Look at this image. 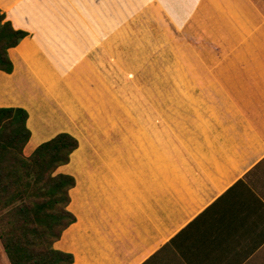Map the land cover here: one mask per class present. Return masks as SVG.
<instances>
[{"label":"crops","instance_id":"0c3cea01","mask_svg":"<svg viewBox=\"0 0 264 264\" xmlns=\"http://www.w3.org/2000/svg\"><path fill=\"white\" fill-rule=\"evenodd\" d=\"M200 1L227 21L186 55L201 81L199 113L168 134V150L158 127L138 119L137 134H124L120 149L99 141L86 169L79 146L66 165L75 160L81 178L70 192L76 222L55 248L71 253L72 264H264V6ZM0 11L30 34L10 50L12 74L0 71V107H20L12 103L28 87L27 145L75 136L59 129L56 106L73 116L65 77L107 45L91 9L80 0H0ZM40 88L52 105L31 96Z\"/></svg>","mask_w":264,"mask_h":264},{"label":"rangeland","instance_id":"374dc122","mask_svg":"<svg viewBox=\"0 0 264 264\" xmlns=\"http://www.w3.org/2000/svg\"><path fill=\"white\" fill-rule=\"evenodd\" d=\"M252 1L264 6V0ZM201 3L200 0L195 4L191 0H80L82 9H91V22L96 19L97 38L106 39L107 45L95 47L81 61L79 69L65 77L63 97L69 100L73 116L56 107L58 123L64 121L59 129L77 136L81 143L77 156L83 157L86 169L89 151L98 149L99 141L106 140L113 149H120L124 134H137L138 119L150 131L158 127L161 149L168 150V134L181 133L185 117L199 113L195 107L202 98L201 81L199 76L196 80L192 78L196 68L186 55L200 52L202 40L216 38L214 28L227 21L210 12L211 4ZM66 64L63 62L62 66ZM40 89V92L35 89L31 96L39 98L42 105L47 106L49 101L52 105L54 99L50 100ZM26 90L29 88H24L19 103H12L14 106L22 107L26 102ZM36 107L35 113L42 114ZM34 144L32 139L24 150L25 156L32 154ZM74 167H77L75 160L63 167L62 172L81 180ZM0 264H10L1 241Z\"/></svg>","mask_w":264,"mask_h":264},{"label":"trees","instance_id":"16d2710c","mask_svg":"<svg viewBox=\"0 0 264 264\" xmlns=\"http://www.w3.org/2000/svg\"><path fill=\"white\" fill-rule=\"evenodd\" d=\"M29 35L0 11V71L12 74L10 50ZM28 117L22 107H0V241L10 264H72L73 255L55 243L76 222L69 210L76 179L57 171L80 143L62 132L25 156Z\"/></svg>","mask_w":264,"mask_h":264}]
</instances>
